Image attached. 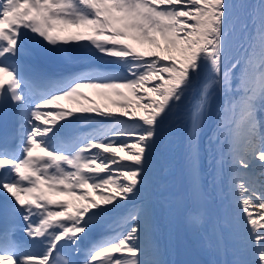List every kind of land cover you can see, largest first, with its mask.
<instances>
[{"label":"snow or ice","instance_id":"obj_1","mask_svg":"<svg viewBox=\"0 0 264 264\" xmlns=\"http://www.w3.org/2000/svg\"><path fill=\"white\" fill-rule=\"evenodd\" d=\"M76 50L114 67H55ZM216 96L206 186L201 136ZM10 107L0 264H167L160 167L181 122L184 221L210 252L231 253L208 264H264V0H0Z\"/></svg>","mask_w":264,"mask_h":264},{"label":"bare ground","instance_id":"obj_2","mask_svg":"<svg viewBox=\"0 0 264 264\" xmlns=\"http://www.w3.org/2000/svg\"><path fill=\"white\" fill-rule=\"evenodd\" d=\"M242 51V50H241ZM72 60H82V61H103L99 58L91 57V54L84 50H76L73 54ZM220 102V97L216 96L213 101V113L210 118L208 125L205 127L204 134L201 136L202 145V158H201V171L203 176V181L207 186L210 183L211 175L213 174V162L212 157L209 155L208 146V135L211 134V129L214 126L216 113L215 106ZM66 104L67 102H61ZM186 122H181L178 126H174L172 131L175 134L173 139L175 143L170 145L165 151L163 158L161 159L160 167V191L162 195L160 196L157 209L160 217L161 227H162V247L164 248V260L167 264L175 263V227L178 218V212L180 214L183 235L187 236L193 242L195 249L198 253L208 262L210 260L224 261L231 259V253L228 255H222L218 253H213L206 248L199 235L194 232L184 221V203L181 198L186 190L187 180L182 170V159H183V140L187 135L186 133ZM226 150V149H225ZM217 159L219 155L217 154ZM217 191H220L218 187ZM224 192L227 189L224 188ZM220 204L219 199L210 206V210L215 215L216 210ZM231 202L229 200L224 201V208L228 210L231 214ZM225 243L229 249L235 245V241L226 234Z\"/></svg>","mask_w":264,"mask_h":264},{"label":"rangeland","instance_id":"obj_3","mask_svg":"<svg viewBox=\"0 0 264 264\" xmlns=\"http://www.w3.org/2000/svg\"><path fill=\"white\" fill-rule=\"evenodd\" d=\"M89 95H91L93 97L94 100H96V102L98 104H100L101 106H103V101L100 97L96 96L91 90H85ZM70 105H68V103L65 104V107H69Z\"/></svg>","mask_w":264,"mask_h":264}]
</instances>
